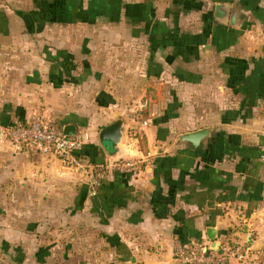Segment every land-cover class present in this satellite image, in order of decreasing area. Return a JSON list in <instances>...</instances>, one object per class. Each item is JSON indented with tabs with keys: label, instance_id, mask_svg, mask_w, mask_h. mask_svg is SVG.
<instances>
[{
	"label": "crops",
	"instance_id": "obj_1",
	"mask_svg": "<svg viewBox=\"0 0 264 264\" xmlns=\"http://www.w3.org/2000/svg\"><path fill=\"white\" fill-rule=\"evenodd\" d=\"M219 3L235 7L233 26L214 18ZM33 7L56 13L40 28L16 16L0 29V129L40 114L89 133L86 161L137 164L108 173L93 197L81 172L0 143V264L40 263L37 251L71 245L77 264H181L179 243L214 249L242 221L257 232L245 264L256 263L264 248V133L240 126L237 110L253 107L263 121L256 109L264 108V0H32ZM117 120L123 138L111 151L98 133ZM204 128L212 132L201 157L177 141ZM211 227L216 245L207 239Z\"/></svg>",
	"mask_w": 264,
	"mask_h": 264
},
{
	"label": "built area",
	"instance_id": "obj_2",
	"mask_svg": "<svg viewBox=\"0 0 264 264\" xmlns=\"http://www.w3.org/2000/svg\"><path fill=\"white\" fill-rule=\"evenodd\" d=\"M147 106L143 101L138 111ZM90 141L89 133L81 130L73 136H66L56 122L40 115H33L24 124L0 129V143H7L15 154L22 151L53 156L66 167L81 172L87 179L90 196L95 197L108 173H127L135 168V160L113 161L110 163H90L77 156L83 146ZM253 230L247 229L245 240L239 243H224L212 250L209 246L179 243L176 256L181 264H245L251 256V236Z\"/></svg>",
	"mask_w": 264,
	"mask_h": 264
},
{
	"label": "rangeland",
	"instance_id": "obj_3",
	"mask_svg": "<svg viewBox=\"0 0 264 264\" xmlns=\"http://www.w3.org/2000/svg\"><path fill=\"white\" fill-rule=\"evenodd\" d=\"M31 8H32V0H0V29L4 30L6 32L8 19L16 18V16H17V18L23 20V19H25L24 15L28 16V18L30 16V18L37 21L38 27H39L41 22L43 24V20H44V17L46 15L45 14L42 15V12H41L42 7H33L34 10H31ZM38 30L40 31L41 29H38ZM259 82L262 83L261 77L259 79ZM261 92H259L258 95H255V94H253V95L255 97L258 96L257 98L260 99L261 96H263V93H261ZM255 103L256 102H254V101L252 103V104H254V107H255ZM258 106H259V103H258ZM244 110L245 109H238L237 110V119L242 120V122H239L238 124L240 126H245L247 124L253 126L251 131L253 133H257V135L259 137L261 135V137L263 138L264 130H262V128H264V108L259 107L256 109V112H258L257 113V119H258V117H261L263 119L261 124L259 122L255 121L256 120L255 117H252L253 107L246 109V111H244ZM260 111H262V112L260 113ZM243 112H245V113H243ZM252 118H254V119H252ZM160 119L162 122H166L169 120L167 117H164V116ZM247 119H249V120L251 119L252 123L250 121L248 122ZM261 126H262V128H261ZM258 139H261V138H258ZM237 141H240V136H238V135H237ZM105 144H106V146H108V143L106 141H105ZM261 146H263V145H261ZM262 199H263V196H262ZM230 228L232 229V231H230V234L232 233V235H231L232 237H229L225 241L221 242L222 245L224 243H235V242L239 243L241 241H244L245 240L244 235L246 233V230L249 228L253 230V232H252L253 235L251 236L252 240H255L256 237H258L255 228L252 225L249 226L248 223L245 221L239 222L237 225L230 227ZM236 235L239 237H237ZM261 239L263 240V245H264V235L261 236ZM249 243L251 244L252 242H249ZM256 253H257L256 254V263L252 262L251 264H264V248L261 251L258 250ZM47 255L48 256H46V254H44L43 256H41V253L39 251H37L35 254V257H33V258H35L36 261H39L40 263L35 262V264H42L41 260H44V264H77L78 263V260L75 257L73 245H71L67 249H65L63 247H61L60 249L59 248L58 249L53 248L52 250H50L49 253H47Z\"/></svg>",
	"mask_w": 264,
	"mask_h": 264
},
{
	"label": "water",
	"instance_id": "obj_4",
	"mask_svg": "<svg viewBox=\"0 0 264 264\" xmlns=\"http://www.w3.org/2000/svg\"><path fill=\"white\" fill-rule=\"evenodd\" d=\"M214 18L221 23H225L229 20V24L231 26H233L235 21L238 19L235 7L230 9L229 5L222 3L215 5ZM122 129L123 123L120 120L103 127L98 133L101 145L105 149L109 148L111 151H116L123 138ZM62 131L66 136H73L76 132V127L70 124L63 125ZM211 132V128H204L195 132L183 134L178 137L177 141L179 143L189 145L191 149L195 151L201 147V144L207 139ZM105 141L108 143V146H106ZM34 155L38 154L36 153ZM215 233L216 231L212 227L208 228L206 231L207 239L216 245ZM211 249L214 250L215 248Z\"/></svg>",
	"mask_w": 264,
	"mask_h": 264
},
{
	"label": "trees",
	"instance_id": "obj_5",
	"mask_svg": "<svg viewBox=\"0 0 264 264\" xmlns=\"http://www.w3.org/2000/svg\"><path fill=\"white\" fill-rule=\"evenodd\" d=\"M46 3H47V2H46ZM47 8H48V9H47ZM53 9H55V8H53V7H45V8H42V9H41V12H42L43 15H44V14H45V15H48V16H49V19H52V18H54L53 16H54V14L56 13V12L54 13V12L52 11ZM24 17H25V19H23V20H24L25 22L28 21V16H25V15H24ZM29 19H32V18L29 17ZM86 146H87V144L83 146L82 150L77 154V156L84 157V155H85V154H84V150H85ZM194 152H195V155L198 156V157L203 156V155L201 154V151H200L199 149L195 150ZM203 154H204V153H203ZM91 163H92V162H91ZM116 174H122V173H116ZM104 184H106L105 181H103V182L101 183V185H100L98 191H100V189L104 186ZM97 193H98V192H97ZM182 244H185V242H182Z\"/></svg>",
	"mask_w": 264,
	"mask_h": 264
}]
</instances>
